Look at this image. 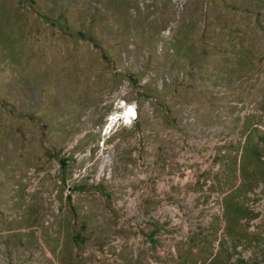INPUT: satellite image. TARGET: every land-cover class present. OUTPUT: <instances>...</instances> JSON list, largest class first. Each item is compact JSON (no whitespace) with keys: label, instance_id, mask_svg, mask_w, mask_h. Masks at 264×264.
<instances>
[{"label":"rangeland","instance_id":"1","mask_svg":"<svg viewBox=\"0 0 264 264\" xmlns=\"http://www.w3.org/2000/svg\"><path fill=\"white\" fill-rule=\"evenodd\" d=\"M0 264H264V0H0Z\"/></svg>","mask_w":264,"mask_h":264},{"label":"bare ground","instance_id":"2","mask_svg":"<svg viewBox=\"0 0 264 264\" xmlns=\"http://www.w3.org/2000/svg\"><path fill=\"white\" fill-rule=\"evenodd\" d=\"M124 108V107H123ZM121 108V109H123ZM136 111L133 107H125L124 110L122 111V113H117L115 116H113L111 119H109L108 121H111L112 125H114L116 123V121L118 120H124L126 123H131L132 119L134 118V116L136 115ZM110 124V123H109ZM112 127V126H110ZM110 129H107V134L108 131ZM89 257V255H88Z\"/></svg>","mask_w":264,"mask_h":264}]
</instances>
